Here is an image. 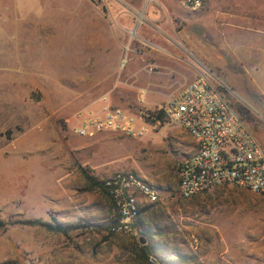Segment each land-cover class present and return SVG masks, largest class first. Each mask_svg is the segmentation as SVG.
<instances>
[{
    "label": "rangeland",
    "instance_id": "rangeland-1",
    "mask_svg": "<svg viewBox=\"0 0 264 264\" xmlns=\"http://www.w3.org/2000/svg\"><path fill=\"white\" fill-rule=\"evenodd\" d=\"M253 1L237 18L222 14L229 0L198 10L183 0H11L0 17V264H264V196L223 185L182 199L177 168L195 142L157 117L207 70L264 147V0ZM107 108L145 132L80 137L67 125ZM118 172L159 193L141 201L136 237L112 231L111 198L85 178ZM53 219L77 229L21 224Z\"/></svg>",
    "mask_w": 264,
    "mask_h": 264
},
{
    "label": "built area",
    "instance_id": "built-area-1",
    "mask_svg": "<svg viewBox=\"0 0 264 264\" xmlns=\"http://www.w3.org/2000/svg\"><path fill=\"white\" fill-rule=\"evenodd\" d=\"M183 3L188 9H198L202 0H183ZM223 90L224 86L210 71L201 70L195 80L158 109L195 142L193 154L177 168V189L182 199H191L223 185L264 196V147ZM66 122L80 137L103 132L134 137L145 132L136 118L118 108L88 112ZM103 185L117 212L112 231L136 237L141 201L157 202L158 190L133 172L115 173Z\"/></svg>",
    "mask_w": 264,
    "mask_h": 264
},
{
    "label": "crops",
    "instance_id": "crops-1",
    "mask_svg": "<svg viewBox=\"0 0 264 264\" xmlns=\"http://www.w3.org/2000/svg\"><path fill=\"white\" fill-rule=\"evenodd\" d=\"M205 1H207V2H213L214 0H205ZM215 1H217V0H215ZM10 2H11V0H0V17H2V15L5 12H8L9 11V9H10ZM115 2H122L124 4L127 3L128 5H132V4H135L137 2V0H115ZM138 2H141V1H138ZM203 2H204V0H202V3ZM229 3H230V5L232 4V6H231L232 11H228V10L227 11H222V14H226V15L228 14L229 16L232 15V16L237 17V18H247L246 15H244V14H242L240 12V10H241V4H243V3H246V4L247 3H255V1L252 2V0H246V2H244V0H229ZM137 4H139V3H137ZM139 5H137V8L135 10L138 9ZM169 10L170 11H173L170 8H169ZM186 10L188 11V9H185V11ZM173 12H175V11H173ZM217 13H218V11H217ZM175 33L178 35V37H184L185 38L186 35H187V32H186V28L185 27L182 28V29H180V30H178ZM165 45H166L165 49H174L176 47V43L174 41H171V39H169L168 42H166Z\"/></svg>",
    "mask_w": 264,
    "mask_h": 264
},
{
    "label": "trees",
    "instance_id": "trees-1",
    "mask_svg": "<svg viewBox=\"0 0 264 264\" xmlns=\"http://www.w3.org/2000/svg\"><path fill=\"white\" fill-rule=\"evenodd\" d=\"M239 111H242L241 109H239ZM159 116H157L158 118L161 117V115H163V112H159ZM85 178L88 182H90L92 185L99 187L102 192H104L105 194H107L111 200L112 203L114 205L113 199L109 193V191L104 187L103 182L102 183H96L91 177L85 175ZM117 217V216H116ZM116 221V218H115ZM115 221L113 222V225L115 223ZM21 224L23 225H28V226H39V227H44L45 229H47L50 232L53 233H59V234H63V235H67L68 233L74 231L77 229L76 226H72V225H62L60 223H58L55 219L52 220V224H42L39 221H25L22 222ZM144 253H147V250L144 248Z\"/></svg>",
    "mask_w": 264,
    "mask_h": 264
}]
</instances>
